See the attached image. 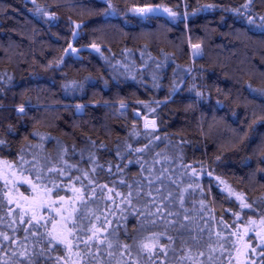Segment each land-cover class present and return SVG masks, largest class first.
Listing matches in <instances>:
<instances>
[{
	"label": "trees",
	"instance_id": "obj_1",
	"mask_svg": "<svg viewBox=\"0 0 264 264\" xmlns=\"http://www.w3.org/2000/svg\"><path fill=\"white\" fill-rule=\"evenodd\" d=\"M262 17L264 0H0V160L24 180L0 177V264H235L242 247L264 264L225 189L264 220Z\"/></svg>",
	"mask_w": 264,
	"mask_h": 264
},
{
	"label": "rangeland",
	"instance_id": "obj_2",
	"mask_svg": "<svg viewBox=\"0 0 264 264\" xmlns=\"http://www.w3.org/2000/svg\"><path fill=\"white\" fill-rule=\"evenodd\" d=\"M159 9L158 12H153V13H158V14H163L171 19L174 18L173 15H170L169 12L164 11L165 7H159L156 8ZM112 16V14H109ZM86 50H89L91 52H95L98 53L99 50H97V47H86ZM74 57H78V54L75 53ZM151 109L150 105L147 104H142L139 108H135L134 110H137L140 112L141 114V118H140V123L143 126L144 129L146 130H153L155 128V122L152 118L149 117V111ZM133 113V112H132ZM145 125H148V127H145ZM0 177L4 180V182L7 184L8 187L15 189V187L20 184L23 183L24 180L18 176L14 170L7 165L5 162L0 160ZM26 184H28L29 186L34 187L33 185H31L28 181L25 182ZM226 191L232 196L235 197L236 199H239L240 201V214L239 217L242 221V227H243V239H245L246 237L253 235L254 239L256 241V243L258 244V246L260 247H264V220L262 218H260L259 216H257L250 207H242V203L246 204L244 201L243 196L234 188L231 186H225ZM12 195V193H11ZM15 196H18V194H16ZM46 196L44 195H39L37 194L36 197L32 198L31 204L29 205V201L27 199H21V198H16L15 203L19 204V205H24V208H29L32 205H36L38 208L42 209L45 208L47 205V201H46ZM49 207V206H48ZM60 207V206H59ZM48 211V210H47ZM49 211H53V208L51 207L49 209ZM58 213V212H57ZM55 213V214H57ZM63 236V234H62ZM244 242V241H242ZM244 245L246 246L247 249V245L244 242ZM76 264V263H74ZM235 264H246V259H245V248L242 247L241 252L239 253V257L237 260V263Z\"/></svg>",
	"mask_w": 264,
	"mask_h": 264
},
{
	"label": "snow or ice",
	"instance_id": "obj_3",
	"mask_svg": "<svg viewBox=\"0 0 264 264\" xmlns=\"http://www.w3.org/2000/svg\"><path fill=\"white\" fill-rule=\"evenodd\" d=\"M248 5H244V7H247ZM112 6H111V4L109 3V8H111ZM138 11H140L141 12V14H146V13H150V12H158L159 11V9H154V8H145V9H139ZM164 11H167V12H169V14L170 15H175V13L174 12H171L169 9H165ZM262 20H264V17H262L261 18ZM250 23H253L254 21H252V20H250L249 21ZM79 27V26H78ZM74 35H75V33H74ZM93 47H95V45H93ZM195 48H198L199 46L198 45H196V46H194ZM69 48H71V45H69ZM73 52H75L76 51V49H71ZM97 50H99V49H97ZM66 52L68 51L67 49L65 50ZM258 91H260L262 94H264V89H261V90H258ZM122 107H123V105H122ZM19 111H21V112H23V107H21L20 109H18ZM262 119H264V118H262ZM145 127H148V125H145ZM0 143H3V141H0ZM137 151H142V149H137ZM109 191H111V189L109 190ZM117 195H120V193H117ZM131 196V193H129V197ZM242 207H250V205H248V204H243L242 203ZM100 229H97L96 231L98 232ZM96 237V232H93V234H92V236H90L89 237V240H92L93 238H95ZM5 239H7V237H5ZM53 239H56L55 237H53ZM86 247H88L89 249L91 248V245L90 244H88L87 242H86ZM108 247L109 248H111L112 247V245L109 243L108 244ZM130 246L129 245H124V248H125V250H127L128 248H129ZM141 247H142V249L143 250H146L150 255L152 254V252H153V247H154V245H150L149 243H144V244H142L141 245ZM21 255L23 256L24 255V253H21ZM109 255H111V253H109ZM201 255H203V253H201ZM28 264H33V261L32 260H30L29 259V261H28Z\"/></svg>",
	"mask_w": 264,
	"mask_h": 264
},
{
	"label": "water",
	"instance_id": "obj_4",
	"mask_svg": "<svg viewBox=\"0 0 264 264\" xmlns=\"http://www.w3.org/2000/svg\"><path fill=\"white\" fill-rule=\"evenodd\" d=\"M136 13L138 14V11H136ZM193 54H194V58H196L197 57V52H196V48L195 47H193ZM126 108H127L126 106H123V107H121V110H126ZM19 113H22V112L19 111ZM78 114H81V112H79ZM132 115H133V117L135 119H140L141 118V114L137 110H134L133 113H132Z\"/></svg>",
	"mask_w": 264,
	"mask_h": 264
}]
</instances>
